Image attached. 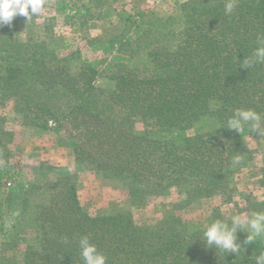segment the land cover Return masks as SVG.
<instances>
[{"label": "trees", "instance_id": "16d2710c", "mask_svg": "<svg viewBox=\"0 0 264 264\" xmlns=\"http://www.w3.org/2000/svg\"><path fill=\"white\" fill-rule=\"evenodd\" d=\"M227 2L186 0L176 29L141 30L123 55H144L146 62L111 63L108 91L96 84L92 65L72 75L44 37L23 39L20 15L11 28L0 26V172L13 139L3 113L10 104L25 125L54 130L76 162L118 180L134 203L173 187H183L187 201L228 194L241 140L226 128L228 119L236 109H251L264 123V62L243 63L254 59L264 38V0H232L230 15ZM50 186L48 199L34 205L41 211L32 228L40 235L28 245L26 264H84L79 241L85 236L106 264H254L264 251L248 249L245 231L236 233L237 254L206 247L203 230L231 220L218 209L203 227H186L176 213L138 225L130 213L84 210L71 174ZM16 196L6 195L8 209Z\"/></svg>", "mask_w": 264, "mask_h": 264}, {"label": "rangeland", "instance_id": "374dc122", "mask_svg": "<svg viewBox=\"0 0 264 264\" xmlns=\"http://www.w3.org/2000/svg\"><path fill=\"white\" fill-rule=\"evenodd\" d=\"M103 1L97 4L95 0H45L39 15L28 20L21 16L17 21H20L21 37H44L57 55L65 59L70 74H76L85 64L95 67L96 84L108 91L112 86L108 80L111 63L124 60L137 66L146 62L144 55L126 59L123 52L128 51L129 42H135L144 29L166 34L176 29L184 20L182 5L186 0ZM44 23L48 30L44 29ZM3 113L13 139L9 146V161L0 172V200L3 202L0 264H26L28 245L35 244V238L40 235L32 228L41 211L34 205L48 199L50 183L60 175L75 177L79 202L88 213H130L138 225H156L164 216L176 213L186 227L195 228L205 226L215 209L230 219L236 215L264 212V135L252 132L248 135L247 129L241 132L234 157L239 156L241 162L233 165L228 194L217 193L187 201L183 187H173L138 204L132 202L118 180L76 162L70 150L58 143L54 130L25 125L10 104ZM207 123L205 120L198 126ZM10 192L18 197L8 209L5 199ZM24 201H28L25 210ZM262 248L264 240L248 243L251 252Z\"/></svg>", "mask_w": 264, "mask_h": 264}, {"label": "clouds", "instance_id": "9594fccd", "mask_svg": "<svg viewBox=\"0 0 264 264\" xmlns=\"http://www.w3.org/2000/svg\"><path fill=\"white\" fill-rule=\"evenodd\" d=\"M45 0H0V26L7 25L12 27V21L15 16L20 15L27 20L34 15L37 16L42 12ZM234 3L229 0L225 4L224 12L226 15L232 14ZM264 62V38L260 41V46L255 49L254 59H246L243 63L249 66L252 63ZM52 122H50L51 125ZM227 129H232L241 133L247 128V133H257L258 136L264 135V123L259 113L251 109H236L233 115L227 121ZM240 163V157L237 156L234 164ZM237 231H246L247 239L245 244L264 240V212H253L250 215H236L231 217L230 222L224 220L212 221L202 233L206 247L210 248L213 244L218 250L225 253L237 254L240 252V246L236 240ZM80 255L84 259V264H106V257L97 251L96 246L89 242V237H81ZM254 264H264V251L254 256Z\"/></svg>", "mask_w": 264, "mask_h": 264}]
</instances>
